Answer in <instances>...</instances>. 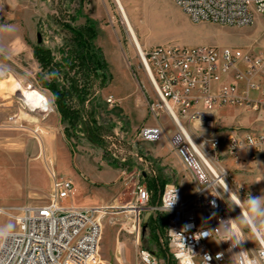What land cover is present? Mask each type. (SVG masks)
Instances as JSON below:
<instances>
[{
  "label": "rangeland",
  "instance_id": "1",
  "mask_svg": "<svg viewBox=\"0 0 264 264\" xmlns=\"http://www.w3.org/2000/svg\"><path fill=\"white\" fill-rule=\"evenodd\" d=\"M5 1V11L0 14V161L6 163H0V207L46 204L50 191L36 189L43 178L51 184L53 172L74 183L76 189L69 204L107 207L99 218V264H136L140 248L154 253L158 264H176L160 243L166 238L165 219L159 214L148 219L146 230L136 242L130 232L132 213L124 209L133 201L137 184L148 189L153 204L166 185L179 186L184 195H189L193 186L189 172L168 144L174 124L164 113L155 116L148 109L156 97L115 0ZM121 2L140 49L177 43L187 47L229 46L264 54V20L258 16L250 26L226 27L194 23L170 0ZM66 24L93 26V43L105 63L103 79L91 72L84 81L78 66L69 69L62 61L67 53ZM38 48L49 53L36 52ZM38 55L51 57L52 63L42 65ZM54 62L64 64L55 67ZM50 83L67 92L69 120L63 119ZM12 84L36 90L47 98L49 109L41 112L28 106L19 92L10 89ZM135 96L141 104L133 113ZM109 97L115 100L112 106L106 102ZM261 113L223 108L214 116L215 132H255L264 115ZM236 119L243 124L231 123ZM181 122L194 141L210 133L203 124L198 126L186 119ZM152 125L163 129L160 141L137 139L140 127ZM221 150L220 165L235 197L242 202L249 193L264 194L263 162L244 155L234 158ZM82 189L85 193L78 194ZM221 192L238 218L241 214L233 200ZM240 227L250 238L249 228ZM15 228L12 220L0 216V231Z\"/></svg>",
  "mask_w": 264,
  "mask_h": 264
},
{
  "label": "built area",
  "instance_id": "2",
  "mask_svg": "<svg viewBox=\"0 0 264 264\" xmlns=\"http://www.w3.org/2000/svg\"><path fill=\"white\" fill-rule=\"evenodd\" d=\"M170 1L194 23L240 28L250 26L257 16L264 20V0ZM136 51L156 97L148 109L155 116L164 113L174 124L168 144L189 172L193 190L184 195L179 186L166 185L153 204L148 189L137 184L133 201L124 207L132 213L130 232L135 241L142 233V218L149 212V219L158 214L165 219L166 238L160 243L176 264H264V251L255 241L236 246L216 241L233 233L244 236L238 222L230 221L236 218L221 192L228 177L220 165L221 149L234 158L260 159L264 167V127L255 132L218 134L214 126L215 112L221 107L264 113V54L229 46L177 43L136 47ZM216 83L220 85L213 91ZM106 102L115 104L112 97ZM182 119L203 124L210 133L194 141ZM136 137L157 142L164 131L158 125L142 126ZM50 173L46 204L0 207V216L16 225L0 236V264H99V218L107 207L69 204L74 194L72 180ZM136 264L158 263L154 253L140 248Z\"/></svg>",
  "mask_w": 264,
  "mask_h": 264
},
{
  "label": "trees",
  "instance_id": "3",
  "mask_svg": "<svg viewBox=\"0 0 264 264\" xmlns=\"http://www.w3.org/2000/svg\"><path fill=\"white\" fill-rule=\"evenodd\" d=\"M64 32L68 35L67 40L68 43L66 45L67 53H65L64 57H62V61H64L69 69L72 67L78 66L81 74L83 75L84 81H87L89 79V73L94 72L96 75H99L101 79L106 75V72L103 70V66H105V63L102 61V57L97 54L99 50L96 48L95 44L93 43V36H94V28L92 25H88L84 28L81 27H74L72 25L66 24L63 25ZM49 53L48 50H41L37 49L36 52ZM41 60H43L41 63L42 65L47 66L49 63H52L51 57L46 56H40ZM103 63V64H102ZM54 66L61 67V64L59 62H54ZM64 66V65H63ZM88 75V76H87ZM64 76L66 78H69L68 73H64ZM69 80H72V78H69ZM54 82V81H53ZM50 89H52V92L54 94L56 105L61 112V115L63 119L69 120V114L67 112V104L65 101V95L67 92L63 91L62 89H55V84L50 83L48 85ZM70 87H73V84H70ZM149 224V223H148ZM147 224V226H148ZM147 228V227H146ZM146 230V229H145ZM151 252V251H150Z\"/></svg>",
  "mask_w": 264,
  "mask_h": 264
},
{
  "label": "clouds",
  "instance_id": "4",
  "mask_svg": "<svg viewBox=\"0 0 264 264\" xmlns=\"http://www.w3.org/2000/svg\"><path fill=\"white\" fill-rule=\"evenodd\" d=\"M244 207L242 208L241 215L235 220L237 221V227L244 225L249 228L251 232V237H245L242 234L233 233L228 236L227 239L216 240L218 243L221 241L230 242L231 245L235 246L242 241H255L261 247V250L264 251V194L260 196H253L249 193L244 201L241 202ZM241 208V205H236ZM11 227V226H9ZM217 230V229H216ZM214 230V231H216ZM214 231H208L206 233H211ZM6 235V232L0 231V236ZM205 237H210V235H205ZM219 258V255L218 257Z\"/></svg>",
  "mask_w": 264,
  "mask_h": 264
},
{
  "label": "bare ground",
  "instance_id": "5",
  "mask_svg": "<svg viewBox=\"0 0 264 264\" xmlns=\"http://www.w3.org/2000/svg\"><path fill=\"white\" fill-rule=\"evenodd\" d=\"M115 2L117 4V7H118L119 12L121 14V17L127 26L128 32H129L133 42L135 43V47L140 49V46H139L140 44L136 38V35L134 33L133 28L131 27V24L128 20L127 14L125 12V9L122 5L121 0H115ZM10 89H12L13 91L19 92V94L21 95L22 101L24 103H26L28 106H30L31 108L39 110L41 112H45L49 109L47 98L42 96L36 90L26 89V88L19 86L18 84H12L10 86ZM223 185L225 187V193L229 196V198H231L233 200L234 204L235 205H241V208L236 206L238 212H240V214H241L242 208H243L242 203L235 197V195L231 192L232 190L230 188H228V185L226 183L223 182Z\"/></svg>",
  "mask_w": 264,
  "mask_h": 264
},
{
  "label": "crops",
  "instance_id": "6",
  "mask_svg": "<svg viewBox=\"0 0 264 264\" xmlns=\"http://www.w3.org/2000/svg\"><path fill=\"white\" fill-rule=\"evenodd\" d=\"M6 1L5 0H0V14L3 12V11H5V3ZM11 41V40H10ZM7 42H9V40H7ZM219 85H220V83H216V84H214V85H212V89H213V91H215L218 87H219ZM134 92H135V90H134ZM132 103H134V106H133V109H132V112L133 113H135L136 112V107L138 106V105H140L141 104V100L137 97V96H135L134 97V99H133V102ZM124 105H126L128 108H129V104H128V102H126L125 101V103H124ZM223 108H234L235 109V107H221V108H219V109H217V111L215 112V115L221 110V109H223ZM239 109V108H238ZM130 113V112H129ZM127 114V113H125V114H127V116L129 117L130 116V114ZM261 114H264L263 112L261 113ZM214 115V116H215ZM231 123H240V124H243L242 123V121L239 119H236L235 121H233V122H231ZM132 126H133V124H132ZM152 126H157V125H152ZM264 127V115H263V118H261L260 119V122H258V124H257V129H255L256 131L257 130H259V129H261V128H263ZM38 163H39V165L40 166H43L42 165V163L40 162V161H37ZM0 163H6L5 161H0ZM43 170V169H42ZM48 180V179H47ZM74 184V183H73ZM75 189H76V187L74 186V191H75ZM86 189V188H85ZM37 191H50L51 190V184H50V181L48 180V182L47 183H45V180H44V178H43V180H42V183H41V185H39L38 187H37V189H36ZM84 194L85 193V190H83L82 189V191H78V194ZM74 195V194H73ZM70 201L71 200H69V203H70ZM71 205H73V204H71ZM90 205V204H89ZM88 204H81V205H73V206H76V207H80V208H84V207H87V206H89Z\"/></svg>",
  "mask_w": 264,
  "mask_h": 264
},
{
  "label": "water",
  "instance_id": "7",
  "mask_svg": "<svg viewBox=\"0 0 264 264\" xmlns=\"http://www.w3.org/2000/svg\"><path fill=\"white\" fill-rule=\"evenodd\" d=\"M36 38H37V43L39 44L41 42L39 33L36 34ZM149 216H150V213L147 212L144 214V216L142 218V225H141L142 233H144V231L147 227Z\"/></svg>",
  "mask_w": 264,
  "mask_h": 264
}]
</instances>
